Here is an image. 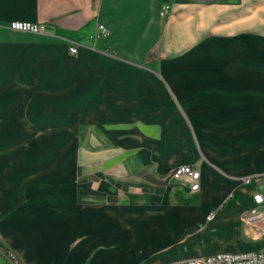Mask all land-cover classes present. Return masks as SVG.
Segmentation results:
<instances>
[{
	"label": "crops",
	"instance_id": "obj_1",
	"mask_svg": "<svg viewBox=\"0 0 264 264\" xmlns=\"http://www.w3.org/2000/svg\"><path fill=\"white\" fill-rule=\"evenodd\" d=\"M164 4L171 9L161 18ZM263 6L0 0V236L22 264H170L264 251V237L242 220L254 195H264V102L246 93L236 103L231 94L243 81L263 91L264 76L242 70L235 55L264 44L252 28ZM13 22L46 31H16ZM200 44L232 50L211 60L200 57ZM252 57L264 60L253 50L244 63ZM211 63L228 66L216 72L213 134L200 125L209 111L200 105V68ZM236 112L250 117L241 128L261 130L260 147L236 153L215 142L224 130L233 134L237 123L225 124ZM178 113L189 114L194 133L182 115L173 120ZM80 129L90 147H80ZM183 166L200 171L198 191L189 177L174 176Z\"/></svg>",
	"mask_w": 264,
	"mask_h": 264
},
{
	"label": "rangeland",
	"instance_id": "obj_2",
	"mask_svg": "<svg viewBox=\"0 0 264 264\" xmlns=\"http://www.w3.org/2000/svg\"><path fill=\"white\" fill-rule=\"evenodd\" d=\"M257 1H262V0H253L254 4ZM263 5H264V0H263ZM160 12H161V9H160ZM258 14L260 15H256V10L254 9L252 28H253L254 39L256 40L258 39V36H264V6H263V11H259ZM160 17L166 18V17H162L161 15ZM231 50H232V44H200V57L213 60V59L221 58L223 56L228 55ZM253 50H259L260 53H262V56L264 57V44H249L246 50L238 47L235 50L236 51L235 55L238 56L241 62L240 67L242 68V70L248 67H252L253 70H256L257 73H259L261 76H264L262 75L264 74V60H261V61L255 60L253 59L254 57H252V62L244 63L245 53L246 52L250 53ZM213 63H215V61H213ZM214 66L212 64V65L200 68V78H199L200 79V105L205 104L209 110L208 112H205V113L200 112V123H201L200 125H203V124L207 125V127L209 128L207 130H209L211 134H213L212 108H213V105L216 104V97L214 98L213 93L217 92V89L215 88V83L217 82V77H218L216 72L221 71V73H223L225 69L228 68V66L223 67L219 65L220 67H218L217 65L216 69H214L213 68ZM197 77H198L197 74H195V75H187L185 78L186 79L188 78L189 80H191ZM241 84L242 82L240 83L239 86H237L239 88L238 90H236L237 92L231 93L233 97L235 96L234 98L237 101L236 103H239L240 101L245 100L244 94L246 93H248L249 95H253L254 102H256L255 104L259 105L260 103L264 102V88L262 89L263 91H261L262 85L260 82L254 83L252 85L253 88L247 89V90H246V87L248 86V84H245L244 81H243L244 85H241ZM263 84H264V80H263ZM227 94H229V91H227ZM227 105H228V101H227ZM181 115L184 117V119L188 120V122L190 123L189 126L192 130V133H194V126L191 122V119L189 118L190 117L189 114L187 113L173 114V120H176V117L181 116ZM190 115L196 117L198 113H194ZM229 118L230 117L226 118L227 121L225 125L233 128V126H230V125H233V123H237L236 128L233 130L234 132L232 131L233 134L231 135H229L228 133H225L226 130L222 131L223 135L221 137H216L214 135H211L212 138L213 136L215 137V142L217 141V144H220L221 147H223L224 149H227V150H230L236 153H242V152L249 151V149L253 148L254 146L260 147V144L256 145V142L260 140L261 130L256 129L255 127L251 129L241 128L244 125H246L245 123H248V119L250 118L249 116H247L246 113L242 112V113L237 114L236 112V114H234L233 117L231 116L230 120H228ZM78 136L81 141L80 147H86L87 145H85L83 142L85 138L88 136L87 130L80 129ZM193 137L196 138L195 134H193ZM211 137L210 139L208 138V142L210 144L212 143ZM87 147H90V146H87ZM92 147L100 148L101 145L98 143H95L93 144ZM224 237L226 236H221L222 241L226 239ZM249 237L250 236H248V234L243 233L240 239L243 238L242 240L246 242L251 241V238ZM240 239L238 238L236 240L230 241L228 243L230 244L229 249L232 250V248H236L237 246L236 244L241 243L242 241ZM227 241L228 240H225V242ZM215 244L217 245L218 243L216 242ZM0 264H22L21 257L19 256V254L15 250L10 248V246L2 239L1 236H0Z\"/></svg>",
	"mask_w": 264,
	"mask_h": 264
},
{
	"label": "built area",
	"instance_id": "obj_3",
	"mask_svg": "<svg viewBox=\"0 0 264 264\" xmlns=\"http://www.w3.org/2000/svg\"><path fill=\"white\" fill-rule=\"evenodd\" d=\"M170 5H163L160 15L166 17L170 12ZM13 30L30 32L34 34L46 31L44 26L28 23V22H13L10 26ZM100 34H107L108 30L104 25L99 26ZM79 46L71 44L69 54L75 56L78 53ZM174 176L181 178L187 176L191 180V190L198 191L200 189L201 173L192 166H183L176 170ZM249 179L246 180L248 182ZM253 205L249 211L243 216V224L246 229L256 231L264 237V195L257 193L254 195ZM216 217V212L213 211L208 217L212 221ZM170 264H264V251L259 252H240V253H217L207 257L191 258L186 260L176 261Z\"/></svg>",
	"mask_w": 264,
	"mask_h": 264
}]
</instances>
